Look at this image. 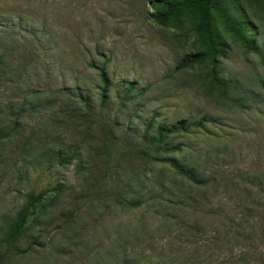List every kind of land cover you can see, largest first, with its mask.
Here are the masks:
<instances>
[{
    "label": "rangeland",
    "instance_id": "rangeland-1",
    "mask_svg": "<svg viewBox=\"0 0 264 264\" xmlns=\"http://www.w3.org/2000/svg\"><path fill=\"white\" fill-rule=\"evenodd\" d=\"M151 2L0 0V264H264V0H226L257 48L217 27L225 95L206 63L178 67L202 50L195 20L158 24ZM181 119L201 124L156 150ZM58 184L7 249L28 194Z\"/></svg>",
    "mask_w": 264,
    "mask_h": 264
},
{
    "label": "trees",
    "instance_id": "trees-1",
    "mask_svg": "<svg viewBox=\"0 0 264 264\" xmlns=\"http://www.w3.org/2000/svg\"><path fill=\"white\" fill-rule=\"evenodd\" d=\"M153 7L150 16L158 24H166L175 21L183 13L195 20V31L201 43L202 50L192 53L182 59L178 67L190 66L193 63H206L207 70L204 72V79L208 87L225 95L228 85L218 69V60L224 55L226 50L225 43L217 31L219 26L226 33L233 36L234 41L245 50H256L257 46L251 34L246 33L247 21L242 13L234 14L226 0H152ZM99 76L102 82L101 99L105 96V89L108 84L103 67L99 68ZM201 123L186 121L181 119L171 124L158 123L154 126L153 132L149 137V142L155 149L161 152H171L179 149V145H172L166 142V138L172 134L184 132L191 126ZM150 121L144 128L145 133L150 127ZM138 151L149 156V153L142 147ZM72 156L66 155L58 159V162H68ZM159 161H164L174 173L189 181H196L194 172L182 161L175 157H155ZM62 189L61 185H53L40 190L37 193H29L26 203L17 212L13 221L8 226L3 241L7 249L17 241L24 233L31 218L42 212L53 200L54 196ZM129 207H137L142 204V200H126ZM3 254L0 253V262Z\"/></svg>",
    "mask_w": 264,
    "mask_h": 264
}]
</instances>
